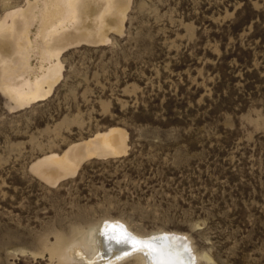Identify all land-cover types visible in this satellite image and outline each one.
<instances>
[{"label": "rangeland", "instance_id": "374dc122", "mask_svg": "<svg viewBox=\"0 0 264 264\" xmlns=\"http://www.w3.org/2000/svg\"><path fill=\"white\" fill-rule=\"evenodd\" d=\"M24 5L0 0V18ZM128 7L109 41L61 52L46 97L12 107L0 90V264H139L54 254L111 220L186 235L196 264H264V0ZM111 126L127 132L124 153L53 184L29 170Z\"/></svg>", "mask_w": 264, "mask_h": 264}, {"label": "bare ground", "instance_id": "6f19581e", "mask_svg": "<svg viewBox=\"0 0 264 264\" xmlns=\"http://www.w3.org/2000/svg\"><path fill=\"white\" fill-rule=\"evenodd\" d=\"M129 2L25 0L23 7H13L6 11L0 18V90L14 102L15 106L12 107L25 106L46 97L52 91L63 74L60 56L66 47L79 42L104 43L109 41L107 30L121 31ZM126 139L124 128L111 126L70 143L60 153L51 152L38 157L31 163L29 170L46 183L53 184L59 182L60 178L72 176L80 163L88 158L103 159L124 153L128 148ZM119 223L120 220L118 223L111 220L108 224H96L82 229L71 240L58 245L54 254L61 260L75 258L88 262L98 255L102 263H114L118 259L132 256L139 264H150L142 252L109 239L111 230L108 236L99 237L100 250L98 244L93 243L97 240V229L104 231L106 225L119 226ZM130 233L140 240L151 238ZM120 234L118 230L116 235ZM156 236H168L171 242H174L175 237H183L186 248L187 236L184 234L166 232ZM164 244V241H158L156 246L160 248ZM189 251L192 252L191 249ZM200 257L207 262L211 259L205 253ZM197 258L191 255L190 264L194 261L196 264ZM175 264H189L187 255L176 259Z\"/></svg>", "mask_w": 264, "mask_h": 264}, {"label": "snow or ice", "instance_id": "6c2138e0", "mask_svg": "<svg viewBox=\"0 0 264 264\" xmlns=\"http://www.w3.org/2000/svg\"><path fill=\"white\" fill-rule=\"evenodd\" d=\"M110 230L112 234L108 236ZM118 230L121 232L119 236L116 235ZM96 232L97 240L93 241V243L98 244L99 237L108 236L109 239L114 240L117 244H125L135 251L142 252L150 264H175L176 259L185 256V254L189 264L191 261V254L189 249L184 247L183 237H175L174 242H171L168 236H156L148 240H140L124 229L122 225H106L104 231L97 229ZM158 241H164V247L158 248L156 246ZM165 249H167V252ZM127 254V251H125V255Z\"/></svg>", "mask_w": 264, "mask_h": 264}]
</instances>
